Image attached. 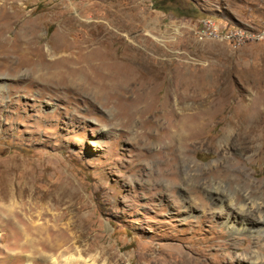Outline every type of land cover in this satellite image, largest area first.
Returning a JSON list of instances; mask_svg holds the SVG:
<instances>
[{"label":"rangeland","instance_id":"374dc122","mask_svg":"<svg viewBox=\"0 0 264 264\" xmlns=\"http://www.w3.org/2000/svg\"><path fill=\"white\" fill-rule=\"evenodd\" d=\"M4 2L0 0V186L8 182L15 191L27 190L35 198L51 195L52 200L62 186L74 188L77 199L71 204L80 200L94 224L81 246L87 248L95 235L101 237L98 247L91 245L82 254L86 259L100 254L99 261H104L116 252L123 264H184L183 255L189 254L199 264H236L237 256L249 258L253 249L264 258V237H231L213 216L204 182L183 175L187 170L194 176L226 168L223 158L234 156L242 159L241 169L251 182L264 187V159L236 151L239 143L233 137L232 143L221 144L227 134L223 124L256 117L264 130V41L239 45L197 34L201 20L263 31L264 0H14L12 11ZM30 25L38 29L28 38L24 35ZM73 37L86 43L74 55L82 58L77 82L94 80V91H104L102 96L48 82L53 74L60 79L70 61L54 48L72 43ZM109 51L119 60L115 80L104 90L101 86L107 83L89 62L100 63ZM169 81L187 97L183 105L171 98L168 108L199 112L203 123L215 121L188 153L178 144L176 129L166 137L146 139V133L157 132L156 126L131 125L121 116L120 91H166ZM109 93L114 96L106 103ZM218 115L222 118L215 119ZM159 118L154 117L163 126L171 121ZM260 134L258 143L264 147ZM170 143L173 156L164 149ZM171 171L174 177L168 175ZM200 200L212 213L206 222L200 221ZM189 202L193 213L184 219ZM71 204L56 210L66 213L58 224L74 221ZM7 226L0 227V264H28V259L52 264V255L62 264L69 255L60 257V251L48 248L33 252L21 231ZM216 242L224 247L217 250ZM104 247L111 250L105 253Z\"/></svg>","mask_w":264,"mask_h":264},{"label":"bare ground","instance_id":"6f19581e","mask_svg":"<svg viewBox=\"0 0 264 264\" xmlns=\"http://www.w3.org/2000/svg\"><path fill=\"white\" fill-rule=\"evenodd\" d=\"M4 3L5 5H9L10 11H12L15 6L14 0H12V2H10V0H5ZM10 11L9 13H11ZM65 24L66 26H70V21H66ZM37 29V27H33L32 25H30L28 27V30H26V33L28 34L24 36H27L28 38L30 36L33 37L36 34ZM205 35L214 39L234 42L239 45L246 43L236 42V37L227 36L221 33H206ZM62 37L63 34L61 35V38ZM73 38L74 39L71 41L72 43H62V45H60V49L58 50L54 48L56 53H60L61 55H63V57L70 59V61L68 62L66 71L61 75L60 79H58L57 76L53 74L52 77L49 78L48 82L50 84H58L59 86L63 83V85L66 86L68 90L70 89V91H74V89L76 90L77 88H80L83 93L91 97L93 96L94 98L96 96H102L104 91H98V94L96 91H94V88L97 87L94 80L83 82L82 84H79L77 82V79L79 78L81 73H83L82 67H77L81 65L82 58H80L79 56L74 57V55H80L82 46L86 43L83 41H79L76 37ZM255 39L264 41V36L249 37V41ZM53 54L54 53H52V56ZM101 58L102 60L100 61V63L93 64L89 62V65H93L100 71L102 75L100 77V80L107 83L101 86V88L105 90L107 89V87H109V85H112L115 80V70L118 66L117 62L119 60V56L109 51L106 54H103ZM56 80H61L62 82H55ZM178 80L180 79L178 78ZM41 81L43 82V79H41ZM176 86L172 81H169L167 88L164 87L166 91H120L121 94L119 97L123 104L121 108L123 113L121 114V116L125 115V118L129 119V121L127 122L131 125L139 123L143 128L152 125L156 126L157 132L155 134L146 133V139L159 138L161 135L162 137H166L168 136V134H170L172 129H176L179 136L178 144H180L182 147L184 145L185 151L186 153H188L190 151L189 149L192 147V144L195 141L200 140L203 136L206 137L207 133L210 132L213 125H215L213 124L215 121H211L212 123H203L200 120V117H198L199 112L195 111L194 114H186L185 108H182L180 110H177L176 108H168L170 106L169 102L171 101V98H174L176 101H178L179 105H183L184 100L187 97V93L185 91H178ZM2 87L3 86H0V89H2ZM160 93H162V95H160ZM109 95L112 96L106 98V103H108L109 99L114 96V93H109ZM158 99L162 100L159 101ZM157 102H160L161 104L158 105ZM252 111L253 110H251V112ZM238 114V116H241V113ZM161 116L171 119L168 126H163L161 124V121H159V119H161L159 117ZM221 116L222 115L215 116V119H220L222 118ZM154 117L159 119L156 121ZM255 118L253 120H243L237 124L232 125L223 124L225 131H227V134L222 137L221 144L224 143L225 146L232 143L233 141H236L239 143V147H235L236 151L245 155L250 154V152L254 154L257 153L258 155H260L259 160L261 161V157L262 159H264V147H261L258 142L260 141L262 136L260 133L263 134L264 130L262 129V127H260L259 123L255 121ZM232 132L235 133L234 136H231ZM232 137L234 138L233 141ZM164 149H166V151H168L169 153L172 152L173 156V152L175 151V146L173 143L165 146ZM223 160L225 164L228 165V167H216L212 170L203 171L200 174L194 176L189 172L190 170H187L183 173V175L188 180H196L197 178H199L204 182L202 188L207 194L209 201L214 205L215 212L213 213V216L217 215V217H219V223L222 224L224 230L228 232L231 237L234 235L241 236L244 234H248L250 235V237L253 236L258 240L259 237H264V187L261 186V182H251L249 173L241 169L243 161L239 157L226 156L223 158ZM168 175L170 177H174V175L176 174L171 171ZM7 183H4L3 186H0V225L7 228V223H10V228L14 230H20L21 236L25 240V244L27 245V247L32 248L34 250H32L33 252H41L40 250L48 248V251L50 252L60 251V257H63V253L69 254L63 258L62 264H112L111 262H114L115 259H117L115 264H123V258L117 256V253H114L112 251V253H110L112 257L109 256V258H106L104 261H99L100 254H90L88 259L83 258V253H88L91 251V245L92 247L99 246V240L101 237L95 235L96 238L92 242L93 244L89 245L87 248H83V246H81V244L83 243L81 238L84 235L88 234L87 232L91 227H93L94 224L91 225V221L89 222L85 213H83L85 210V205L80 202V200H76L75 203L71 204L73 200L75 201V199H77V192L74 190V188L62 186L60 189L61 192H59V194L52 200L51 195L50 197H47L48 195L39 197L41 196L39 195L35 198L36 195L31 194L30 192L28 193L27 190L23 191L19 189L18 191H15L13 187ZM224 186H226L228 189H225ZM194 195L199 196V194ZM30 196L32 197V199L30 198ZM27 197L29 198L28 200ZM194 200H192V202ZM205 203V201L201 200L199 202V206L204 210V212L202 211L203 215L201 216L202 219L200 220L202 222L208 220L207 215H212V213L210 214L207 212L208 210L206 209ZM64 204H71V207L75 212L74 221L68 220V222L66 223L58 224L59 221H63L66 218L65 212H56V210H64L62 208ZM191 208L192 203H187V205L185 206V209L187 211L184 214V219H187L188 216H191L189 215V213L192 212ZM36 219L43 220L44 223H42V221V224L36 223ZM52 221L54 223L50 224ZM211 223L212 224L210 227H215L214 222ZM75 229L77 230L76 232L73 231ZM217 235L219 236V238L221 237V235ZM243 240H246V237L243 238ZM37 245L40 247L39 249L36 248ZM214 246L217 248V250H220L224 247V244L216 242L214 243ZM104 250L105 253H107L109 250H111V248L104 247ZM177 252L175 251L173 253L178 255L180 251L178 253ZM70 253H74L76 254V256ZM53 256L54 255L49 257V259H51L52 261V264H60L55 258H53ZM183 256L185 258L183 261L184 264H199V258L192 257L189 254H185ZM260 256V253L253 249L249 255V258L246 255L237 256L236 264H264V258L262 259ZM172 258H174V256H172ZM28 264H32L30 259H28Z\"/></svg>","mask_w":264,"mask_h":264},{"label":"built area","instance_id":"2783aa9c","mask_svg":"<svg viewBox=\"0 0 264 264\" xmlns=\"http://www.w3.org/2000/svg\"><path fill=\"white\" fill-rule=\"evenodd\" d=\"M221 33L227 36L236 37V42H249L250 36H264V30L251 31L243 28H231L221 25L213 20H201L197 24V34Z\"/></svg>","mask_w":264,"mask_h":264},{"label":"trees","instance_id":"16d2710c","mask_svg":"<svg viewBox=\"0 0 264 264\" xmlns=\"http://www.w3.org/2000/svg\"><path fill=\"white\" fill-rule=\"evenodd\" d=\"M181 10H182V9H181ZM177 12H180V14H183V11H180V9H178Z\"/></svg>","mask_w":264,"mask_h":264}]
</instances>
